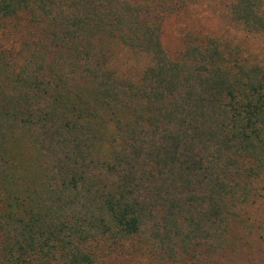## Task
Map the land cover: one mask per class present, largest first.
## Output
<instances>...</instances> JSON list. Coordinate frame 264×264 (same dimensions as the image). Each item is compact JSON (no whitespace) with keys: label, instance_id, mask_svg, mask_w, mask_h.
Instances as JSON below:
<instances>
[{"label":"trees","instance_id":"1","mask_svg":"<svg viewBox=\"0 0 264 264\" xmlns=\"http://www.w3.org/2000/svg\"><path fill=\"white\" fill-rule=\"evenodd\" d=\"M203 0H0V264H264V60L166 19ZM264 39V0H209Z\"/></svg>","mask_w":264,"mask_h":264},{"label":"rangeland","instance_id":"2","mask_svg":"<svg viewBox=\"0 0 264 264\" xmlns=\"http://www.w3.org/2000/svg\"><path fill=\"white\" fill-rule=\"evenodd\" d=\"M185 28H196L214 33H224L246 40L249 48L264 60V39L243 36V33L229 23L219 11V6L209 0H203L197 5L169 15L166 19L164 36L165 45L172 47Z\"/></svg>","mask_w":264,"mask_h":264}]
</instances>
